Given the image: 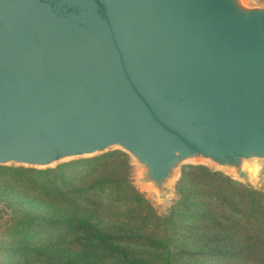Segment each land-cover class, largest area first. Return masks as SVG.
Wrapping results in <instances>:
<instances>
[{"label": "water", "instance_id": "1", "mask_svg": "<svg viewBox=\"0 0 264 264\" xmlns=\"http://www.w3.org/2000/svg\"><path fill=\"white\" fill-rule=\"evenodd\" d=\"M111 150L162 203L188 164L264 180V0H0V167Z\"/></svg>", "mask_w": 264, "mask_h": 264}, {"label": "trees", "instance_id": "2", "mask_svg": "<svg viewBox=\"0 0 264 264\" xmlns=\"http://www.w3.org/2000/svg\"><path fill=\"white\" fill-rule=\"evenodd\" d=\"M128 168L119 152L56 170L0 167L10 180L0 187L30 205L17 203L23 210L0 233V256L24 264H264V191L196 166L182 174L169 213L158 215Z\"/></svg>", "mask_w": 264, "mask_h": 264}, {"label": "rangeland", "instance_id": "3", "mask_svg": "<svg viewBox=\"0 0 264 264\" xmlns=\"http://www.w3.org/2000/svg\"><path fill=\"white\" fill-rule=\"evenodd\" d=\"M252 1H256V0H252ZM117 152L123 153V152H121L119 150H111L107 154H103V155H109V154L117 153ZM123 154H125V153H123ZM103 155L96 156V157L69 160V161H66V162H62V163L56 164V165H54V166H52L51 168H48V169L56 170L57 167H59L61 165H65V164H68V163L72 164V162L91 160V159H95L97 157H101ZM127 161H128V164H129L128 174H127L128 175L127 176L128 181L132 185L137 187L141 192L144 193V195L146 196V198L148 199V201L152 205L154 211L158 215H166V214L169 213L170 209L174 205V201L178 198L177 184H178L179 180L181 179L182 174L184 172H186L187 170L191 169L192 167H195V166H192L191 164H188V165H185L184 167H182L178 180L171 187L172 192L168 196L167 202L166 203H162L160 201L155 200L152 193L146 192L144 189L139 187V185L136 182L135 166L130 164L128 156H127ZM9 167L10 168H22V169H27V170H39V169H31V168H26V167H13V166H9ZM43 170H47V169H43ZM4 179H5V181H4ZM0 181L3 182V183L6 182L10 186V180H8L7 178L0 177ZM246 184H248L249 186H251V187H253L255 189H260V190L264 191V180L259 179V177L256 174H252L250 176L249 180L246 182ZM13 186H17V184L13 183ZM12 194H13V189H11L10 191L6 192L4 190V187H0V233L3 231V229L6 226L10 225L18 216H20V214H21L23 209L17 206L18 202L24 204L23 208H25V210H27L28 207H30V205L27 202H25L24 200H19L16 197H13ZM8 203H15V204L8 206ZM41 237L42 236L34 238V241H36V240L38 241L39 239H41ZM0 240H2L1 237H0ZM0 264H24V263L20 262L19 259L15 258V257L9 256L8 254H4L3 253L0 256Z\"/></svg>", "mask_w": 264, "mask_h": 264}]
</instances>
